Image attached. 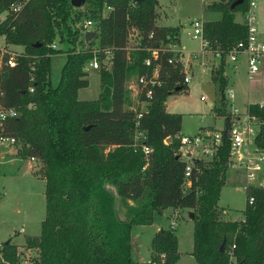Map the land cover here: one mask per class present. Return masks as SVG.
<instances>
[{
    "label": "trees",
    "instance_id": "obj_1",
    "mask_svg": "<svg viewBox=\"0 0 264 264\" xmlns=\"http://www.w3.org/2000/svg\"><path fill=\"white\" fill-rule=\"evenodd\" d=\"M236 1L204 4L219 18L203 22V38L224 50L247 33L245 24L234 18L235 13L244 14L246 0L232 8ZM16 2L22 8L0 24V36L23 52L14 67L4 66L0 72V105L16 109L18 116L4 121L0 134L15 138L21 153L43 166L45 217L40 235L26 239L28 248L39 251L35 264H176L179 242L169 228L154 234L150 261L131 257L132 228L150 226L155 217L175 208L193 214L196 264H264V189L251 190L254 203L245 206L243 221L226 220L218 208L226 184L227 139L215 158L195 162L197 173L185 189V163L174 155L182 114L168 113L165 102L187 93L188 87L183 85L182 66L168 64L171 53L157 61L162 85L152 89L148 111L139 119L138 129L152 153L145 158L132 147L136 123L135 113L128 110V84L147 71V49L180 40L178 28L156 25L157 0H86L79 8L71 0H0V13ZM86 19L96 33L88 43L80 27ZM132 28L138 32L134 51L127 49ZM94 49H109L111 65L99 70L98 98L81 101L78 92L89 86L84 70ZM59 53L66 60L53 87L51 57ZM212 81L222 95L223 60ZM248 109L260 119L255 144L264 151V105ZM217 114L230 117L224 99ZM0 255L11 263L19 257L11 240L2 244Z\"/></svg>",
    "mask_w": 264,
    "mask_h": 264
},
{
    "label": "rangeland",
    "instance_id": "obj_2",
    "mask_svg": "<svg viewBox=\"0 0 264 264\" xmlns=\"http://www.w3.org/2000/svg\"><path fill=\"white\" fill-rule=\"evenodd\" d=\"M207 0H162L164 7L157 9L158 19H167V25L179 29L180 45L186 53L197 52L201 49V39L195 40L191 37L193 31L192 23L194 21L204 22L212 17L218 19L216 14L205 12L204 4ZM208 3V1H207ZM160 5V4H159ZM163 6V5H162ZM162 11V12H161ZM257 26L258 34L264 38V0H257ZM241 16H238L240 20ZM90 20V19H86ZM128 47L137 45V32H130ZM3 45V41L0 40ZM59 48L60 45H57ZM10 51L20 54L14 47H8ZM186 56V55H185ZM66 55L59 53L51 57L50 80L53 87L57 86L62 66ZM193 63L194 75L189 85L187 93L174 94L167 99V109L171 113L182 114V131L185 134H195L199 128H212L214 130H223L225 117L218 115L217 110L222 106L221 92L216 84L211 81V63L205 70L199 66L196 60ZM218 63V61H216ZM220 66V65H218ZM246 66L243 60L239 59L236 63H230L228 60L224 65V74L228 75L231 89L234 92V101L232 108L236 107L240 111L244 110L247 102V93L255 94L254 101L264 102V72L260 73L252 80H248ZM87 79L89 86L78 92V99L82 101L96 100L100 93V71L88 68ZM133 79L131 83H135ZM204 97L205 101L201 98ZM136 98L131 95V102L128 110L133 111L137 108ZM210 103L212 106H209ZM209 130V129H208ZM14 146H18L15 144ZM0 146V154L6 152L8 148ZM12 147V146H10ZM19 147V146H18ZM30 159V158H29ZM31 168L38 178L43 177V166L36 160ZM18 163L11 162L4 167H0V243L9 239V234H14L13 242L19 244L17 253L21 260L30 263H38L39 251L34 248H28L26 239L29 235L40 234L41 222L45 217V196L44 183L34 180L31 174L26 172L25 166H16ZM245 183L244 174L241 171L229 169L226 174V184L220 192L218 205L222 209L223 217L226 219L241 220L242 211L246 206L247 196L242 189ZM174 210V209H172ZM224 210V211H223ZM182 211V210H181ZM170 210L163 215L155 217L152 226L141 228L134 226L131 234V257L135 262H148L150 260L149 244L154 236L157 227L171 229L168 227ZM182 217L179 218L174 231L179 242V251L181 259L176 264H196V261L190 257L193 248V224L188 220V211H182ZM173 212L170 214V221L173 218ZM167 216V217H166ZM175 229V228H174ZM172 229V230H174ZM15 230V231H13ZM23 230V233H18ZM17 233V234H16ZM3 244V243H2ZM2 244H0V249Z\"/></svg>",
    "mask_w": 264,
    "mask_h": 264
},
{
    "label": "built area",
    "instance_id": "obj_3",
    "mask_svg": "<svg viewBox=\"0 0 264 264\" xmlns=\"http://www.w3.org/2000/svg\"><path fill=\"white\" fill-rule=\"evenodd\" d=\"M208 3L215 2L216 0H207ZM205 1V3H207ZM247 9L243 14L244 24L246 26V37L244 40L239 41L236 45L224 50L219 43L211 44L203 38L202 22L194 21L192 23L193 31L191 37L195 40L201 39V49L197 52L189 53L191 60L184 63L183 52L177 48V44L169 42L155 49H147L150 56L144 60V66L147 71L140 75L134 86H129L128 89L133 92L136 98L137 108L133 110L135 113L136 132L134 137L133 149L134 151H141L145 158H148L152 153V148L145 144L146 135L143 131L138 129L139 119L148 111V106L152 100V89L162 85V79L160 77L161 63L160 57L171 53L172 56L168 58V64L174 67L182 66L183 85L188 86L191 81L189 74V67L192 60L199 61L198 64L204 71L211 62L212 71L216 72L219 68L221 61L224 63L228 60L230 63L238 62L240 56L246 57L247 62V74L249 79L254 78L259 73L260 60L264 57V40L259 38L258 26H257V0H246ZM21 2H16L10 6V8L0 13V24L6 19L8 15L17 14L22 8ZM110 9V8H108ZM94 23L90 20L84 21L80 27L85 35L88 31L93 30ZM137 32L134 28L130 32ZM95 32V31H94ZM138 36V32L136 33ZM131 36V33H129ZM0 40L3 41V45L0 44V72L4 66L14 67L16 59L20 54H16L9 50L5 43V36H0ZM129 40V37H128ZM52 48H57L56 45H52ZM130 51L138 49V43L132 48H127ZM94 57L88 61L87 67L92 70H100L102 67L108 69L111 65L112 52L109 49H94ZM103 55V58H100ZM211 61V62H210ZM218 61V63H216ZM29 92H33V88H28ZM141 94L144 95V100L140 99ZM224 100L229 103H233V91L225 89L223 93ZM205 101V98H201ZM261 104L260 106H263ZM18 116V112L14 108H3L0 105V131H2V123L7 119L15 118ZM229 118L226 121L230 123L229 130V154L226 164L227 171L234 169L241 171L244 174L245 183L242 189L246 192L247 202L246 205H253L254 196L251 193L252 189H264V151L259 149L255 144V138L260 128L261 122L256 116L249 112L247 107L246 111L240 112L238 109H232L229 113ZM224 130L213 131H200L195 135H183L177 136L180 145L174 152V155L179 157L184 163V179L185 189L190 188L193 175L197 173V167L195 162L197 160H211L215 158L219 150L223 146ZM17 144L15 138L7 137L0 134V146H14ZM32 163L36 162L35 158H30ZM182 215V211L179 208L173 210V218L170 221V228L174 229L177 225V221ZM0 264H32L29 261H23L18 257L15 262H8L0 255Z\"/></svg>",
    "mask_w": 264,
    "mask_h": 264
},
{
    "label": "crops",
    "instance_id": "obj_4",
    "mask_svg": "<svg viewBox=\"0 0 264 264\" xmlns=\"http://www.w3.org/2000/svg\"><path fill=\"white\" fill-rule=\"evenodd\" d=\"M164 1V0H163ZM162 2V0H157V3H158V5H157V9L159 8V10H162L163 9V7H164V4H162L161 3ZM160 4V5H159ZM163 5V6H162ZM165 8V7H164ZM157 9H156V12H157ZM204 11L205 12H208V11H206L205 9H204ZM162 12V11H161ZM210 13H212L213 14V16H214V14H216L215 16H219V14L218 13H215V12H210ZM241 16V18H240V20L238 19V16ZM234 18H235V21H237V22H240V23H244V17H243V14H241V13H235L234 14ZM212 20H215L213 17L210 19V20H204V22L205 21H212ZM168 22V20L167 19H158V17L156 18V25L158 26V27H171V26H169V25H167L166 23ZM203 23V22H202ZM173 28H175V27H173ZM259 38L261 39V40H264V38H261L260 36H259ZM8 47H14L15 49H17L16 51H19L20 53H22L23 52V48L22 47H20V46H8ZM177 48L179 49V50H181L182 52H183V61H184V63H186L187 61H189V60H191L190 58H188L189 57V53H191V52H189V53H186L185 51H184V49L181 47V45H180V40H179V43L177 44ZM186 55V56H185ZM239 59H242L243 60V64L246 66V71H247V62H246V57L245 56H240L239 57ZM238 59V60H239ZM66 60V59H65ZM211 62V61H210ZM65 63V62H64ZM211 64H213L214 65V62H211ZM64 65V64H63ZM224 65H225V63H224ZM63 67V66H62ZM212 66H211V72H210V78H211V81H212ZM260 69H261V74H262V72H264V57L260 60V65H259V73H260ZM87 72H88V70H86ZM247 73V72H246ZM258 73V74H259ZM189 74H190V76H191V81H192V76L194 75V68H193V63L191 62V64H190V67H189ZM257 74V75H258ZM256 75V76H257ZM263 75V74H262ZM224 76H225V78H226V88L225 89H227V88H231V86L232 85H230L231 83H229V79H228V75H225L224 74ZM255 76V77H256ZM254 77V78H255ZM254 78H252V79H249V77H248V80L249 81H252ZM191 81H190V83H191ZM213 82V81H212ZM189 83V84H190ZM214 84H216L215 82H213ZM217 85V84H216ZM129 86H134V83H129L128 84V87ZM218 86V85H217ZM188 87V90H189V85L187 86ZM229 90H231V89H229ZM232 91V90H231ZM132 94H134V91L133 92H131V95ZM233 95H234V92H233ZM256 95L255 94H253V93H251L250 94V92H248L247 93V102H246V104H245V108H244V110H242V111H240L238 108H236V107H234L235 109H238L240 112H243V111H246V109H247V107H249L250 105H253V104H264V102H259V101H254L253 100V97H255ZM223 97V94L221 95V98ZM235 98V97H234ZM234 98H233V101H234ZM223 99V98H222ZM82 101V100H81ZM226 104H228V105H232L231 103H229V102H227ZM208 105L209 106H212L210 103H208ZM228 105H226V106H228ZM165 108H166V111L168 112V113H171V112H169L168 111V109H167V101L165 102ZM234 108H232V106H229V109L228 108H226L227 109V111H228V113H230L231 111H232V109H234ZM171 114H176V113H171ZM182 118H183V116H182ZM183 122V121H182ZM225 123H226V120H225ZM225 123H224V126H225ZM209 129V130H208ZM208 129H206V128H199V130L195 133V134H197L198 132H200V131H213L214 129H212V128H208ZM181 134H183V135H188V134H185V133H183V131H182V129H181ZM195 134H193V135H195ZM190 135H192V134H190ZM5 148H8L7 150H6V152H4V153H2V154H0V167H4L5 165H7V164H9V163H11V162H16V163H18L16 166H25L26 167V172L24 173V174H31L32 175V178L34 179V180H39V181H41V182H43L44 183V193H45V180H44V178L42 177V178H38V176L35 174V173H33V171L34 170H32V168H31V165L33 164L31 161H30V159H29V157H25L22 153H21V149H20V147H18V146H12V147H5ZM34 164H36V163H34ZM45 196V195H44ZM219 202V201H218ZM218 208L220 209V211L222 212V209H221V207L218 205ZM245 209V208H244ZM244 209H243V211H244ZM171 212H170V214L173 212V210L172 209H169ZM166 211H168V210H166ZM165 211V212H166ZM224 211V210H223ZM243 211H242V218H241V220H234V219H226V220H231V221H243ZM165 212H163V214L165 213ZM162 214V215H163ZM170 214L169 215H167V216H169V219H167L168 220V222H170ZM183 214V213H182ZM189 214V213H188ZM166 216V217H167ZM181 217H182V220H183V216L181 215ZM192 224H193V221L192 220H190V219H188ZM155 222V221H154ZM154 224V223H153ZM152 224V225H153ZM152 225H150V226H152ZM149 226V227H150ZM160 226V225H159ZM159 226L157 227V229H156V232H158L159 230H161V229H164L163 227H161V228H159ZM170 226V223H169V225H168V227ZM141 228H144V227H148V226H140ZM168 229V228H167ZM176 230V227H175V229H174V231ZM13 231H15V230H13ZM23 230H21L20 232H17L18 233V235H17V237H19V235H20V233H23L22 232ZM155 232V233H156ZM16 233V234H17ZM13 235L14 234H9V239L8 240H11V242H12V244H14L15 246H18L19 244H16V243H14L13 242V239L14 238H16V237H13ZM40 234H34V235H29L28 237H38ZM153 238V237H152ZM7 240V241H8ZM152 240V239H151ZM2 243H4V242H2ZM2 243H0V244H2ZM150 245H151V241H150V244H149V249H150V252H151V248H150ZM192 250H193V248H192ZM192 250L190 251V252H188L189 254H190V257L191 258H193L194 259V257L192 256ZM180 252V251H179ZM151 256H152V252H151V255H150V260H151ZM180 259H181V256H180ZM149 260V261H150ZM195 260V259H194Z\"/></svg>",
    "mask_w": 264,
    "mask_h": 264
},
{
    "label": "water",
    "instance_id": "obj_5",
    "mask_svg": "<svg viewBox=\"0 0 264 264\" xmlns=\"http://www.w3.org/2000/svg\"><path fill=\"white\" fill-rule=\"evenodd\" d=\"M134 2H137V0H133ZM86 0H71V4L73 7L79 8L82 7L85 4ZM242 0H237L235 3H233L232 8L241 4ZM96 37V33L94 31H88L85 33L84 35V41L86 43H88L91 39H94ZM86 71V70H84ZM176 91L178 92L179 90L176 89ZM224 99V97H222ZM229 130H230V123L229 121H226L225 123V130H224V138L228 139L229 137ZM165 143L169 144L170 143V138L165 139ZM188 217L190 220H193V214L189 213ZM221 251L224 250V244L221 246L220 248Z\"/></svg>",
    "mask_w": 264,
    "mask_h": 264
}]
</instances>
